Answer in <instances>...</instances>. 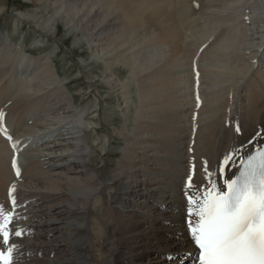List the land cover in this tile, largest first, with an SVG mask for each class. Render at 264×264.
Segmentation results:
<instances>
[{
  "label": "bare ground",
  "instance_id": "6f19581e",
  "mask_svg": "<svg viewBox=\"0 0 264 264\" xmlns=\"http://www.w3.org/2000/svg\"><path fill=\"white\" fill-rule=\"evenodd\" d=\"M26 1L40 9L39 17H46L37 22L41 30L55 34L64 25L75 33L76 43L83 39L97 51L108 100L117 101L125 120L114 124L112 131L107 129L102 140L92 138V153L85 155L83 144L76 148L83 139L74 127H49L70 120L78 128L87 120L84 116L80 120L84 109L72 108L76 97L52 79L50 52L33 57L0 31V128L7 130V135L0 130V206L14 215L10 227L22 233L10 238L9 243L16 246L12 264H166L183 253L190 256L186 264H196L199 254L187 223L186 188L197 196L210 190L205 168L212 181L222 184L220 171L226 156L236 157L225 170L230 175L240 157L264 143V71L256 70L244 84L241 115L237 105L229 109L237 97L232 102L229 95H217L200 107L198 99H183L192 83L194 56H202L204 62L221 54L238 26L222 27L221 18L211 13L210 28L199 33L193 19L200 10L217 4L219 11L234 6L250 13L264 0ZM26 18L19 13L9 21L18 30V20ZM209 38L212 42L207 45ZM202 46L204 50L197 54ZM19 64L24 69L18 70ZM22 71L28 74L24 81ZM133 96L138 101L131 106ZM107 104L103 103L105 123ZM48 111L51 119H47ZM93 113L97 116L99 108ZM93 130L102 132L98 127ZM113 141L122 144L119 152L111 149ZM29 145L42 152L23 163L19 153ZM98 145L103 151L110 147L101 176L88 161L98 155ZM56 151L61 153L51 154ZM190 176L191 187L187 185ZM197 219L193 215L192 223ZM8 247L0 239V250Z\"/></svg>",
  "mask_w": 264,
  "mask_h": 264
},
{
  "label": "rangeland",
  "instance_id": "374dc122",
  "mask_svg": "<svg viewBox=\"0 0 264 264\" xmlns=\"http://www.w3.org/2000/svg\"><path fill=\"white\" fill-rule=\"evenodd\" d=\"M259 6H260L259 9L256 11L254 10L253 11L254 13L250 12L251 14L249 13V10H247L246 8L240 9L239 7L235 8L234 6L232 7L234 8L233 10L232 8H229V9H225V11L223 9L222 11H219V10H216V9H220V5L218 4L216 5V7H213V8L212 6H209L206 9V11L200 10V12L195 17L196 19L195 18L193 19L194 21L198 23V26L196 28H198L199 30L193 28L196 33H197V30L200 33V31L204 32L206 28L209 29L210 23L212 20H214V18L216 19L221 18L220 20L222 22L220 21L221 23L219 22V25H222V27H225L226 25H227L226 28L234 27V25H232L231 23L233 24L237 23L238 26L235 24L236 34L232 39L227 41V47H225L226 50L223 51L221 54H217L218 56L214 55L215 59L214 57H212L211 60H206L202 62L201 60L202 56L200 57L194 56V58L192 59V65H191L192 69L190 71V75L192 77V83H188V89L186 90V94L182 96L183 99L185 100L192 99V101L198 99L199 101L195 103L197 104V106L200 107L206 104L210 97H211L210 99H212L213 97H216L217 95L218 96L229 95L230 96L229 98H231L232 102L235 99V97H237L239 98V100L236 99V101L233 102L234 104L229 105V109L233 110L237 105L236 111L238 110L237 111L238 115H241V112L244 109L243 108L244 103H243V98H242L243 97L242 89H243L244 84H246L247 79H249L256 70L259 69L260 73L261 71H264V9H263L264 3L260 4ZM237 9H238V13H235ZM228 10L230 11L232 10V11L230 12ZM208 11L209 13H207ZM239 12L241 14H239ZM19 13H22L27 18L24 19V21L22 19L18 20L19 29L15 30L14 27L11 25V21L9 20L12 15H16ZM39 13H41L40 9L39 8L36 9L35 6L30 5L29 2H27L26 0H0V31L3 34L8 33L10 35L11 41L14 42L18 48H21V47L25 48V51L30 52L31 56L33 57L44 55V53H47L48 51L50 52V54L49 53L48 54L50 57V63L52 64V72H53L52 79H54L56 83H59L60 86L64 88L65 91L68 92L69 96L76 97L75 106L72 108L75 109L76 111L84 109L83 111L85 113L83 112L80 120L84 121V118H83L84 116L85 120L87 119L86 121L89 123L84 121L85 124L81 126L78 125V128H77L74 125L76 124V121H74L75 122L74 123L70 120H66L63 123L58 124L60 126L52 124V125H49V127L52 126L53 130L55 129L64 130V128H67L69 126L70 128L74 127L75 130H77L76 132L78 133L79 137L83 139L77 143L76 148H79L83 144V146H85L84 154L85 155L91 154L93 150L92 148L93 142L91 141V139L92 138L97 139L100 137V139L102 140L104 133H107V129L112 131L114 124L118 125L117 123L118 121L125 120L123 116L119 115L121 113V107L117 105L116 100L115 101L114 99H112L111 101L110 99L108 100V95H107L108 88L103 87L104 77H103L102 63L100 59L99 60L95 59L96 56H98L97 51H94L89 45L87 46V43L83 39H81L80 43H76V41L74 40L75 33L73 31H70L64 25H62L61 28L55 32V34L47 32L46 29L41 30L37 22L39 23L43 19H45L46 21V17H44L43 15L39 17L40 15ZM48 13L50 14L49 10H48ZM211 13L214 16V18L213 16H211ZM219 13L221 14L219 15ZM223 13H225L226 15L229 14V16H226ZM244 14L246 15L248 14V16ZM244 16H245V19L243 18ZM208 17H210L212 20ZM206 18H208V20ZM54 19L57 21L58 16L54 17ZM205 19L207 21H205ZM223 19H224V22H223ZM235 20L237 22H235ZM243 21L244 23H242ZM259 24H261L260 27H258ZM51 27L52 29L54 28L53 25H51ZM247 27L249 28V31L247 30L248 29ZM261 30L263 32L259 34ZM253 37L255 38L253 39ZM184 38L185 40H187L188 35L187 36L185 35ZM236 38L238 39V41H236L237 40ZM211 42H212V38H209L208 43L206 41L205 44L208 45ZM231 43H233V45L230 46ZM204 47L205 46H202L197 54H200L201 51L204 50ZM224 53H226L227 56L224 55ZM222 55L226 58H224ZM142 56L143 57L145 56L146 59H152V58L155 59L154 58L155 56H151V55L142 54ZM17 68L18 70L24 69V67L21 66L20 64L17 66ZM199 68L202 70H199ZM209 69L211 70V72L208 71ZM31 72L32 70L29 69L28 73H31ZM121 72L122 71L118 73L120 77L123 76ZM20 73H21L22 81H24V79L28 77V74L25 71H22ZM44 85L46 87H51L49 84H46V83ZM92 85H94L95 87ZM131 98H132L131 106H134L135 102H137L138 100H135L136 99L135 96ZM105 101H108V104L104 106L105 116L108 119L106 123L103 122V115H102L103 114V103L105 104ZM232 105L234 106L232 107ZM98 108H99V114L96 116L93 112L96 111V109L98 110ZM111 112H115L118 115L116 116L115 114H113L114 115L113 116ZM106 113H109V114L107 115ZM35 114L38 115V112ZM48 114H49L48 115L49 117H47V119H51L52 115L50 114V111H48ZM37 115L35 116L37 117ZM13 119H12L13 121L12 124L15 122V120ZM46 121L47 120L42 121V123H46ZM85 125L89 126V129ZM95 127L100 128L102 132L99 134L95 133L93 130ZM225 127L227 128V126ZM81 135L83 136V138L81 137ZM86 135L88 136L86 137ZM238 135H239V132H238ZM49 136L51 137L50 134ZM84 137H85V140H84ZM112 146L113 147L111 149L119 152L121 150L122 144L116 143L115 141H113ZM99 147L100 145H98L97 147L98 155L94 158V160H88V161L93 165V171H95V174L101 176L106 168V164L103 161L107 160L110 147L108 146L106 150L104 151L101 147L100 148ZM39 152H42V151L39 150L38 147L35 148L34 146L29 145V146L24 147L23 151L21 152L22 154L19 153V157L18 155L17 157L21 159L23 163H26L27 157H31ZM55 153L58 155L61 152L60 151L51 152V154L53 155ZM114 161H117V157L114 158ZM42 167H43L42 170L45 171L46 166L43 165ZM216 173L218 174V170H216ZM181 255H182L183 261L179 262ZM189 257H190L189 253L176 254L173 257V259H171L173 260V263L172 262L171 263L165 262V263L166 264H186L187 262H189ZM196 264H199V262H197Z\"/></svg>",
  "mask_w": 264,
  "mask_h": 264
},
{
  "label": "snow or ice",
  "instance_id": "6c2138e0",
  "mask_svg": "<svg viewBox=\"0 0 264 264\" xmlns=\"http://www.w3.org/2000/svg\"><path fill=\"white\" fill-rule=\"evenodd\" d=\"M2 121L3 114L0 113ZM0 130L7 135L6 128ZM235 159L233 153L225 157L220 171L222 184L212 181L205 168L210 190L197 196L186 188L187 223L191 238L199 249V264H264V150L240 157L235 172L226 174L225 170ZM187 185H192L191 176ZM12 205L15 206L14 199ZM193 215L198 218L194 224ZM13 219L14 215L0 206V239L9 244L7 254L0 251V264H12L16 246L9 243L11 235H22L10 227Z\"/></svg>",
  "mask_w": 264,
  "mask_h": 264
}]
</instances>
